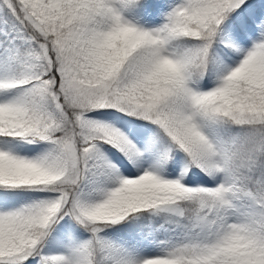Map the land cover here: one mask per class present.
<instances>
[{
  "label": "snow or ice",
  "instance_id": "snow-or-ice-1",
  "mask_svg": "<svg viewBox=\"0 0 264 264\" xmlns=\"http://www.w3.org/2000/svg\"><path fill=\"white\" fill-rule=\"evenodd\" d=\"M0 264H264V0H0Z\"/></svg>",
  "mask_w": 264,
  "mask_h": 264
}]
</instances>
